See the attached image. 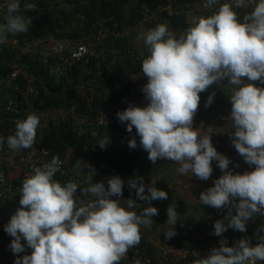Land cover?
Returning <instances> with one entry per match:
<instances>
[{
  "label": "clouds",
  "instance_id": "1",
  "mask_svg": "<svg viewBox=\"0 0 264 264\" xmlns=\"http://www.w3.org/2000/svg\"><path fill=\"white\" fill-rule=\"evenodd\" d=\"M216 3L217 0H207L206 6ZM233 4L236 8L249 4L254 8L241 20ZM20 7L19 0H9L4 22L0 23V44L9 34L28 31L32 21L20 14ZM24 7L35 9L34 4ZM143 38L149 55L142 61L147 83L141 90L149 103L146 107L129 105L117 113L118 120L127 122L129 133L135 128L140 146L153 165L161 159L170 160L179 164L178 173H191L206 181L212 175L215 160L224 174L214 181L213 187L201 192L199 202L215 209H228L224 219L215 222L214 235L222 236L229 228L246 232L250 219L264 216V87L255 83L264 84V0H233L232 4L220 5L207 18L194 17L191 26L179 36L169 31L166 24H159ZM225 79L235 86L229 96L230 128L235 129L229 132L230 141L245 163L255 165L254 170L243 174L228 170L231 161L216 150L211 135H201L193 127L200 93ZM214 95H209L206 107L212 104ZM39 123L35 113L17 121L15 133L6 138L7 147L13 151L32 148ZM108 142V138L102 139L98 146L104 149ZM4 143L5 138L0 137V146ZM128 146L137 147L135 137ZM79 164L77 161V168ZM61 165L59 157L53 156L50 162L34 166L33 174L22 182L20 207L4 230L13 237L9 247L14 254L25 252L22 239L32 252L17 256L14 264H120L129 249L140 243L141 226L152 227V217L158 215L152 201L166 200L167 192L157 189L156 181L146 185L143 177L129 178V190L134 189L135 197L147 205L138 214L135 199H119L124 181L114 175L108 179L107 187L103 182L93 183L95 169L89 164L93 175L88 177V186L80 191L82 196L92 198L78 201L77 182L69 180L62 184L54 179ZM178 220L176 206L172 204L167 208L166 224L170 228L164 233L165 239L176 235ZM255 235V246L248 238L231 247L226 239H221L219 247L194 264L264 261V225L259 226Z\"/></svg>",
  "mask_w": 264,
  "mask_h": 264
},
{
  "label": "trees",
  "instance_id": "2",
  "mask_svg": "<svg viewBox=\"0 0 264 264\" xmlns=\"http://www.w3.org/2000/svg\"><path fill=\"white\" fill-rule=\"evenodd\" d=\"M161 1L165 2L166 0H119L117 3L110 0H19L21 5L20 14L26 18L30 17L32 23L26 33L8 35L9 37H15L17 40L15 46L11 44H1L0 46V79L11 74L17 67L23 72L17 78L21 89L26 88L28 78H33L34 86L39 91L38 96L30 97L21 103L20 121L25 120L28 116L24 111L26 108L40 112L75 104L78 112L85 113V115H95L101 110L118 108L115 111L116 113H113L109 118L106 126L88 125L80 129V126L73 121H51L43 128L36 130L35 144L50 148L58 157H67L66 159L72 170H80L84 160L85 170L91 169L89 164L93 168H97L99 173L92 180L93 183L103 182L107 187L108 179L118 175L124 181L122 197L126 198H130V195L133 194L135 196L134 190L133 192L129 190L128 179L135 176L150 175L160 167L164 160H158L153 165L148 159V153L140 146L139 136L135 133L130 138H136L137 147L135 149L128 146L130 139L126 140L121 149H115L110 142L104 149H101L98 145L100 140L108 138L113 131H120V121L117 118V113L128 107L127 100L134 89L131 75L142 73V61L147 56L141 60L134 59L131 54L134 49L130 42L131 38L119 39L110 36L103 40L101 44L96 45L94 35L99 30V25L103 20H108L106 25L111 29L114 28V24H119L116 31H121L125 24L132 25L142 18L144 6L153 7ZM183 1L179 0V4ZM131 3L134 4V7L130 6ZM25 4H34L35 9L26 10ZM124 6H128L129 14L125 13ZM5 13L0 15V23L4 22ZM78 13L85 16V19L79 22L84 23L87 30L91 31L89 32L90 38H85V26L81 30L75 24L78 21L76 18ZM184 21L185 16L181 12L179 15L159 22H165L171 27L177 28L178 24ZM49 33H56L59 37L68 36L78 42L93 43L96 48L99 47L104 51L105 57L104 59L102 57L91 58L88 62H78L69 68L65 75L52 76L41 64L36 53L23 51L24 48L32 45L34 40ZM112 48L119 49L124 57L122 55L115 61L110 54ZM122 61L128 63L129 70L121 69L120 64ZM13 93L14 90L10 89L8 94H4L3 102L0 104V136L2 134L12 135L16 130V121L10 119L4 108L7 98ZM122 102L125 105L124 108L117 106L122 105ZM82 129L84 132H81ZM89 156L91 159H88ZM77 161H80L78 168L76 167ZM23 181L24 178L21 177L15 181V185L22 187ZM122 197H119V199H122ZM113 199H117V197H113ZM19 200L20 197L13 200L0 199V226H5L11 216L15 214L20 207L18 205ZM261 224L264 225V221ZM256 225H251L246 232H234L237 235L232 237L231 233L233 232H231L217 240L211 238L209 234L202 235L197 231H192L191 235L177 245L188 250L204 251L208 242H211L212 245L218 243V246H220L219 241L226 239L227 246L231 247L240 240L239 235H242L250 240L252 246H255L258 243L255 235ZM21 243L25 244V252L19 254L11 252L10 256L14 257V260L17 259V256L23 257L26 254L30 255L32 252V249L26 246V241L23 240ZM134 248L141 249L149 255L152 259L151 264H161L154 258V249L146 243L143 236H141L140 243ZM202 257L203 255H200L194 258L193 261ZM136 261L134 260V264Z\"/></svg>",
  "mask_w": 264,
  "mask_h": 264
},
{
  "label": "built area",
  "instance_id": "3",
  "mask_svg": "<svg viewBox=\"0 0 264 264\" xmlns=\"http://www.w3.org/2000/svg\"><path fill=\"white\" fill-rule=\"evenodd\" d=\"M195 4L199 5L200 8L206 11L212 10L213 6L207 7V0H193ZM9 0H0V15L5 13L6 6ZM143 16L139 21H136L132 25L123 26L121 31H116L119 24H114V28H109L106 23L108 20H103L99 25V30L94 35V41L97 44H101L103 40L109 38L110 36L114 38L124 39L130 38L139 30H142L149 26L150 24L162 21L164 19H169L181 13L179 8V0H166L165 2L161 1L155 6H144L143 7ZM78 21L85 19V16L82 13L76 15ZM111 20V19H109ZM5 45H16V39H8L2 43ZM1 46V44H0ZM24 52H33L38 55V58L41 64L45 67L48 73L52 76L59 77L65 75L69 68L74 66L78 62H88L91 58H100L104 59L105 53L99 47L91 46L85 41L78 42L74 39L69 38L68 36L59 37L56 33H49L42 37L34 40L32 45L27 46L23 49ZM112 58L116 61L120 58L123 53L117 49L112 48L110 52ZM135 60H141L142 58L149 55L148 46L137 50L133 49L131 53ZM124 57V55H123ZM126 57V56H125ZM23 73L21 69L15 68L11 74L0 79V104L3 102V95L8 94L10 89L14 90L13 95L7 98V101L4 104L5 111L9 114L10 119L14 121H20L19 115L21 114V103L23 100H28L30 97H36L39 94V91L36 86H34L33 78L27 79V86L23 90L17 82L18 76ZM114 109V108H113ZM113 109L101 110L95 115H85V113L78 112L77 106L66 105L55 107L49 110H43L40 112H35L30 108H26L24 111L27 115L35 113L39 119L40 123L37 130L43 128L51 121H73L80 127H85L88 125L96 126H106L109 122V118L114 113ZM0 137L5 138V143L0 146V199L13 200L20 197V185H15V182L9 178L8 167L15 161L22 165V174L19 179L26 178L33 174V167H40L45 163L51 161L53 156H56L53 151L46 147L40 146L34 143L30 149H21L18 151L10 150L6 144V138L8 136L2 134ZM35 153L33 155L32 153ZM62 161L61 170L57 172L54 176V179L64 184L69 180L78 183V189L75 194L77 200L83 199L85 202L91 199L90 196H82L81 189L88 186V177L93 175L92 169L85 170L81 168L80 170H72L69 166V163L66 158L59 157ZM95 169V176L98 175L99 170ZM17 181V180H16ZM19 205V202H18ZM20 206V205H19ZM141 236L145 238L147 244L151 245L154 249V253L157 251H162L163 253L174 254L179 253L180 256L189 260L197 255H203V258L206 257L207 253L209 254L211 249L214 248V245L207 244L204 251H193L188 250L183 247L178 246L174 243H162L156 240L152 233L147 230H140ZM237 234L231 233V237ZM239 239H244L242 235H239ZM13 237L8 235L4 230V225L0 226V264H7V261L15 262L14 257L10 256L11 249L9 247ZM23 241V240H22ZM132 259L138 260L140 264H151L152 259L149 255L145 254L141 249L130 248L127 253ZM13 264V263H12ZM256 264H264V261H257Z\"/></svg>",
  "mask_w": 264,
  "mask_h": 264
},
{
  "label": "crops",
  "instance_id": "4",
  "mask_svg": "<svg viewBox=\"0 0 264 264\" xmlns=\"http://www.w3.org/2000/svg\"><path fill=\"white\" fill-rule=\"evenodd\" d=\"M110 1L115 2V3L119 2V0H110ZM224 3L232 4L233 0H217V3L213 5L212 10L210 11L203 10L202 8H200L199 5L195 4L194 1L192 0H184L182 3L179 4L180 11L185 16V21L183 23L178 24L177 28H173L165 22L163 23L159 22V23L166 24L169 31L179 36V34L183 33L189 26H191L194 17L207 18L211 16L212 14H214L215 12H217L220 5ZM130 6L134 7V4L131 3ZM253 8H254V5H251V4L243 8H236L235 5L233 4V10L237 12L241 20L243 19V16L247 13H250L253 10ZM124 10H125V13H128V6H124ZM125 19L127 20L126 16H125ZM77 23H82V22L76 21L75 24ZM82 24H83V27L81 28V30H83L85 26V34H84L85 38H90L89 36L91 35L89 34V32L91 31L87 30V27L86 25H84V23ZM150 28L152 29V26H150ZM147 32L148 31H146V33ZM146 33L136 32L133 36L130 37L131 38L130 42L133 45V48L140 50L144 46L145 47L147 46L143 38V36ZM8 39H15V37L8 36ZM92 44L93 43H90L91 46H94V44L93 45ZM127 64L128 63L126 61H122L120 64L121 69L125 71L129 70V66ZM131 79L134 84V89H133L132 95L127 100V103H129L128 106L133 105V106H139V107H146L149 101L145 99L144 93L141 90L143 85L147 83L146 77L143 76V73L138 74V75L132 74ZM245 81H246V78H245ZM255 83H256V86L258 87H264V84H262L259 81ZM234 87L235 86L229 84L227 80L225 79L221 81L220 83H213L205 91L201 92L198 111L194 117V120L200 121V122H204L208 120L210 121L213 118H216V120H218L219 118H224L225 121H228V119L231 120L230 118L231 102H230L229 96L232 94ZM212 93H215L213 97V102L210 106L206 107L205 104L208 100L209 95H211ZM121 104L122 105H117V106H121L120 108L125 106L123 105V102ZM116 109L118 108L115 107L113 109L114 113H116L115 112L117 111ZM119 126H120V131H113L112 133H110V135L115 134L114 142L117 144V145H113L115 149H121L123 144L126 142V140L130 139L133 133L136 134V130L134 127H133L132 133H129L126 130L127 122L125 123L119 122ZM234 131H235L234 128L222 127L220 136H218L219 134H217V136L215 135L216 137L214 136L213 139H211V142L213 146L216 148V150L218 151L217 145L220 144L221 147H220L219 152L230 159L231 163L229 164L228 170L231 169V171L233 170V167L238 166L240 164L239 162L243 160V157L239 155V153L234 148L229 138V132H234ZM81 132H84V130ZM88 159H91V157L89 156ZM212 165L217 166V162L215 160L212 161ZM175 166L179 167V164L173 161H170V160H164V162L160 164V167L156 171H153L150 175H146L143 177V182L146 185L150 184L152 180L156 181L155 187L157 189L167 192L168 198L166 200L152 201L151 206L156 207L158 209V215L152 217L154 223L150 229L145 228V227L144 228L141 227L140 229L147 230L150 233H153L157 237V239L156 238L155 239L158 240L159 242H162L164 244L174 243L178 245L180 244L181 241L185 240L187 236L191 235L192 231H197V233H200L202 235L209 234L211 238H214L216 240L218 238H222L225 235L230 234L231 232H237V230L229 228L225 233H223L222 236H216L213 234L215 222L217 220H223L227 214L228 209L226 207L222 209L209 208L207 207V205H204V204L202 205V203L197 204V203L191 202L187 199V195L185 193L183 195V191H180V192L175 191L173 185L176 184L177 182L176 180L181 177V174L176 171V168L174 169V172H173L172 168H174ZM21 168H22V165L19 164L17 161H15L14 163L12 162L9 165L8 175L12 181L15 182L16 180L19 179L20 175L22 174ZM82 168L83 169L85 168V160L83 162ZM250 169L252 170V168ZM232 172L233 174H237V173L240 174V172L235 171V170ZM175 174L176 175L178 174L177 176H175V178L171 176ZM172 182L174 183L172 184ZM170 188H172V190ZM133 190H131L130 192H133ZM145 194L146 195L149 194L147 192V188L145 189ZM130 196H132V199H135L136 202L139 204L138 206L139 209L142 210L144 207H147L145 201L138 200L134 196V194ZM172 204H175L176 206V211L178 213L179 220L177 221L175 225L176 235L171 239H165L164 233L167 232L170 228V226L166 224L167 208ZM139 209H137V212L139 211ZM203 213H205V218L203 217L204 215ZM233 214H235V209H233ZM224 222L225 224L228 223L227 220H224ZM260 222H262V220ZM255 224L257 223L250 222L249 220L247 222L246 228H249L251 225H255ZM203 225L207 229L206 231L202 230ZM238 233H241V232L238 231ZM208 244H212V243L208 242ZM213 245H214V248L219 247L218 243L213 244ZM153 255H154V258L157 261H159L161 264H193L194 258H197L198 256H200V255H197L196 257H193L189 260H185L180 256L179 253L168 254V253H163L162 251H157ZM12 263L14 264V262L12 261H7V264H12ZM120 264H134V260L127 254L120 261Z\"/></svg>",
  "mask_w": 264,
  "mask_h": 264
},
{
  "label": "rangeland",
  "instance_id": "5",
  "mask_svg": "<svg viewBox=\"0 0 264 264\" xmlns=\"http://www.w3.org/2000/svg\"><path fill=\"white\" fill-rule=\"evenodd\" d=\"M159 24H160L159 22H156V23L151 24L150 26H152V29H153ZM76 25L79 28L83 27L82 23H77ZM150 26H147L146 28H144L142 30H139L137 33H140V32L141 33H146V31L151 30ZM231 124H232V121L230 119H228V121H225L224 118H219L218 120H216V118H213L210 121L208 120V121H204V122L193 120V127L198 129V131L200 132L201 135H210L211 134V139H213V137L215 135L217 136V134H219L218 136H220L221 128L222 127L230 128ZM220 126H222V127H220ZM215 131L218 132V133H216ZM114 137H115V134L109 135L108 136V141L112 145H117L114 142V139H115ZM217 147H218V152H219L221 145L219 144V145H217ZM239 163L240 164L238 166L233 167L232 171L235 170V171L240 172V174H243L244 172L252 171L255 168V165L246 164L244 159L242 161H240ZM211 166L213 168V172H212L211 177L208 180H206V181L199 180L194 175L191 176V173H188L187 175H182L181 174V177L176 180L177 181L176 184L173 185L174 190L178 191V192L183 191V195L185 193L187 195V199L189 201L197 203V204H200L199 198H200L201 192L205 191L206 189H208L210 187H213L214 186V181L216 179L220 178L224 174L217 166H213V165H211ZM175 168L177 169L178 167L175 166L174 168H172L173 172H174ZM250 168H252V170ZM230 171H231V169H230ZM177 175L175 174V175H171V176L175 178V176H177ZM173 183L174 182H172V184ZM170 189L172 190V188H170ZM130 198H132V196H130ZM122 199H126V198L122 197ZM207 207L212 208V207H210L208 205H207ZM203 214H204L203 217L205 218V213H203ZM207 216H209V215H207ZM261 220L264 221V216L256 215V216L253 217V219H250V222L257 223L256 227L258 229L259 226L262 225L261 224L262 222H260ZM258 222H260V223H258ZM202 230L203 231L207 230L204 225H203V229ZM152 235H153L154 238L157 239V237L153 233H152Z\"/></svg>",
  "mask_w": 264,
  "mask_h": 264
},
{
  "label": "flooded vegetation",
  "instance_id": "6",
  "mask_svg": "<svg viewBox=\"0 0 264 264\" xmlns=\"http://www.w3.org/2000/svg\"><path fill=\"white\" fill-rule=\"evenodd\" d=\"M229 141V140H228Z\"/></svg>",
  "mask_w": 264,
  "mask_h": 264
}]
</instances>
